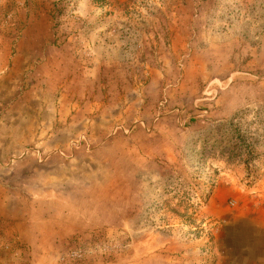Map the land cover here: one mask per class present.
Returning <instances> with one entry per match:
<instances>
[{
    "label": "rangeland",
    "instance_id": "rangeland-1",
    "mask_svg": "<svg viewBox=\"0 0 264 264\" xmlns=\"http://www.w3.org/2000/svg\"><path fill=\"white\" fill-rule=\"evenodd\" d=\"M256 179L264 0H0V264H238Z\"/></svg>",
    "mask_w": 264,
    "mask_h": 264
},
{
    "label": "crops",
    "instance_id": "crops-1",
    "mask_svg": "<svg viewBox=\"0 0 264 264\" xmlns=\"http://www.w3.org/2000/svg\"><path fill=\"white\" fill-rule=\"evenodd\" d=\"M72 108L74 109L73 106ZM85 174L86 172L75 181L72 177L63 180L67 194L89 190L88 184L90 187L91 181ZM248 185L250 186H244L240 194L232 192L222 182L218 191H212L208 197L205 211L214 218L213 220L224 225V243L233 254L234 263L264 264V179H256ZM228 197L237 199L235 209L230 210L225 205Z\"/></svg>",
    "mask_w": 264,
    "mask_h": 264
},
{
    "label": "trees",
    "instance_id": "trees-1",
    "mask_svg": "<svg viewBox=\"0 0 264 264\" xmlns=\"http://www.w3.org/2000/svg\"><path fill=\"white\" fill-rule=\"evenodd\" d=\"M234 119V117H231V119L230 120H228L227 122H225V123H223V124H220L219 126H220V128H217V130L219 131V130H221V128H223L224 126H228L229 128H231L232 127V120ZM234 137V134H229L228 135V138H227V140L225 141V142H227V141H229L230 140V138H233ZM239 142V144H233V145H231L230 147H229V153H230V155H232V153H234V151H235V149H248V146L245 144V142L243 141V140H240V141H238ZM202 149V148H201Z\"/></svg>",
    "mask_w": 264,
    "mask_h": 264
}]
</instances>
